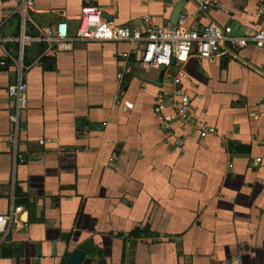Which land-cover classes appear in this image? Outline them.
Wrapping results in <instances>:
<instances>
[{
	"label": "crops",
	"instance_id": "0c3cea01",
	"mask_svg": "<svg viewBox=\"0 0 264 264\" xmlns=\"http://www.w3.org/2000/svg\"><path fill=\"white\" fill-rule=\"evenodd\" d=\"M181 1L187 27L264 29L258 0H216L207 14L199 0H36L27 31L67 19L74 37L84 6L119 28L146 16L163 27ZM15 10L0 0V215L12 204L23 213L0 238V264H35L38 246L41 264H58L68 243L88 239L109 264H264V48L192 55L176 89V69L146 68L135 44L74 42L41 64L34 44L15 150ZM179 91L193 124L174 118ZM202 125L216 133L201 139Z\"/></svg>",
	"mask_w": 264,
	"mask_h": 264
},
{
	"label": "built area",
	"instance_id": "2783aa9c",
	"mask_svg": "<svg viewBox=\"0 0 264 264\" xmlns=\"http://www.w3.org/2000/svg\"><path fill=\"white\" fill-rule=\"evenodd\" d=\"M258 1L261 6L260 13L264 14V0ZM12 2L16 6L15 13L20 17L19 34L11 40L18 45V55L16 58L7 56L17 73L15 81L7 88L8 99L15 104L13 113L9 117L14 128L12 144L15 150L21 130V116L29 104V88L25 77L32 66L25 65L24 57L26 50L34 44L45 47L42 56L35 64H41L44 56L71 49L74 42L135 44L137 46L135 53L146 68L176 69L172 79L176 89L187 77L185 65L192 55H196L201 60L213 61L221 51L240 52L249 46L264 48V29L252 34L238 33L232 26H222L215 22L196 29L185 26L183 18H180L176 25L156 27L150 16L144 18L142 28L129 26L119 28L104 18L102 10L97 6H84L81 9L76 18L79 24L74 37L69 35L67 19L58 22L51 32L36 27V35H31L27 31V24L32 21L29 14L36 0H12ZM216 5V0H199V11L207 14ZM6 41L0 38L1 44ZM6 64V61L0 62L1 67ZM177 93L179 98L172 104L174 118L183 125L193 124L191 98L181 91ZM156 112H161V107H158ZM197 133L201 139H204L216 133V129L202 125L199 126ZM21 159L22 156L16 152L15 160ZM22 213L23 207L12 204L7 214L0 215V238L10 232L12 225Z\"/></svg>",
	"mask_w": 264,
	"mask_h": 264
},
{
	"label": "water",
	"instance_id": "95a60500",
	"mask_svg": "<svg viewBox=\"0 0 264 264\" xmlns=\"http://www.w3.org/2000/svg\"><path fill=\"white\" fill-rule=\"evenodd\" d=\"M184 2H179L173 11L171 17V24L176 25L181 17L183 11ZM103 17L109 21V16L103 14ZM71 248H73L71 250ZM19 254L22 250H17ZM24 253V252H23ZM56 253L52 254V259L56 258ZM42 252L40 246H38L37 260L35 264H41ZM49 264H52L51 262ZM53 264H57L56 261ZM58 264H109L106 258L96 249L94 241L88 239L84 242L74 241L68 243L64 255L61 257V261ZM111 264V263H110Z\"/></svg>",
	"mask_w": 264,
	"mask_h": 264
},
{
	"label": "trees",
	"instance_id": "16d2710c",
	"mask_svg": "<svg viewBox=\"0 0 264 264\" xmlns=\"http://www.w3.org/2000/svg\"><path fill=\"white\" fill-rule=\"evenodd\" d=\"M30 34H31V35H36V33H35V34H34V33H30ZM41 46H42V48H43V49H42V53H43L44 50H45V47H44L43 45H41ZM42 53H41V54H42ZM44 57H45V56H44ZM44 57H42V59H43Z\"/></svg>",
	"mask_w": 264,
	"mask_h": 264
}]
</instances>
